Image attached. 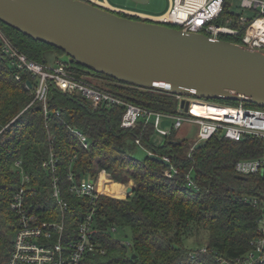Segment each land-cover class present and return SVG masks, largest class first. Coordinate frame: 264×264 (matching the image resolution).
Masks as SVG:
<instances>
[{
  "label": "trees",
  "instance_id": "trees-1",
  "mask_svg": "<svg viewBox=\"0 0 264 264\" xmlns=\"http://www.w3.org/2000/svg\"><path fill=\"white\" fill-rule=\"evenodd\" d=\"M230 4L231 0H227L218 22L228 15L236 16L230 12ZM0 29L18 49L39 63L49 62L48 54L54 52L59 59L67 58L62 60L71 74L106 88L126 102L163 113L178 111L177 95L170 91L130 85L95 72L64 50L35 40L1 20ZM240 29L238 37L222 35V39L243 43L247 24ZM2 43L0 36V48ZM18 71L11 58L0 55V120L2 124L12 122L0 134V264L8 263L13 249L17 216L12 200L22 187V171L30 177L26 185L33 192L27 196L29 208L46 219L60 216L59 206L52 198L55 172L44 166L51 150L58 161L63 196L70 206L66 213L69 230L95 208L98 239L105 249L104 254L93 257L97 264H218L220 256L234 259L251 249V242L260 234L259 219L264 216V176L238 174L235 164L241 159L261 156L262 139L247 136L235 141L216 134L191 150L193 143L177 137V131L173 130L165 136L164 143L155 144L153 123H141L134 128L122 125L124 105L95 107L82 94L63 91L54 84L48 92L47 117L43 104L33 102V89L26 87L28 80L36 81L31 72L22 71L21 79H17ZM198 99L264 109L246 101ZM73 127L87 136L88 148L72 131ZM140 145L149 153L167 156L171 164L156 161L150 154L143 159L134 155ZM18 161H22L21 167H17ZM103 170L116 182L123 183L121 199L105 194L93 202L88 196L71 193L70 173L81 180L95 178ZM189 174L196 188L189 185ZM129 188L132 192L127 196ZM112 226L131 228L132 243L114 239ZM190 237L197 242L206 238L201 242L208 251H200L203 245L200 242L198 247L189 248L186 241Z\"/></svg>",
  "mask_w": 264,
  "mask_h": 264
},
{
  "label": "built area",
  "instance_id": "built-area-1",
  "mask_svg": "<svg viewBox=\"0 0 264 264\" xmlns=\"http://www.w3.org/2000/svg\"><path fill=\"white\" fill-rule=\"evenodd\" d=\"M93 1L98 2L97 0ZM226 3L227 0H171V6L166 13L150 19L156 23L208 34L215 39H222V35L238 37L241 33L240 26L247 24L243 43L256 48H264V35L253 26L259 20L264 21V0H240L239 4H236L235 0H231L229 10L236 16L228 15L222 22H218L222 18ZM246 11H250L252 14L247 15L244 13ZM0 36L3 40L0 55L11 58L12 64L20 70L16 74L17 79H21L22 71L31 72L36 81L32 82V87H29L26 82V87L33 89L35 94L33 102L38 101L43 104L47 117L50 114L48 92L50 85L54 84L63 91L82 94L86 99H90L95 106L124 105L126 110L121 123L126 128H134L141 123H153L155 132L165 137L171 134L173 130L178 132L184 124L189 123L198 126L197 136L202 142L209 140L216 134L235 141L253 136L262 139L264 142V109L246 108L243 104L238 107L215 104L229 108L232 112L225 114L222 118L211 115L205 116L195 112L193 105L198 102L209 105L210 102L192 100L190 97L179 94L177 95V113H163L136 103L126 102L122 97L106 88L97 87L88 79L71 74L67 63L62 59L56 57L51 63H39L18 49L1 29ZM183 99L190 100L188 110L181 106ZM164 118L173 121L170 127L163 128L161 126ZM11 123L2 124L0 120V134ZM72 131L76 133L84 147L88 148L89 139L84 132L78 127H73ZM137 142L140 143V140L138 139ZM194 146L193 144L191 150ZM50 155V158L44 162V166L55 172L51 183L52 198L56 200L59 206L60 216L59 218L46 219L29 208L27 196L33 192L30 190V186L26 185L30 177L22 171V187L15 192L12 200V208L17 216V227L13 238V249L7 264H97L93 257L95 258L97 254H104L105 249L98 239L100 230L95 226V208L92 207L90 212L81 218L76 227L69 230L66 215L70 208L69 202L63 196L56 155L52 150ZM21 164L22 161H18L17 167H21ZM235 165L238 174H261L264 176V152L256 158L241 159ZM176 171L175 169L174 172ZM102 173H107L110 176L106 170H103L95 178L90 176L77 180L75 175L70 173L68 178L71 184V193L79 197L88 196L93 202L100 195H109L100 190L99 180ZM169 176H172V173H169ZM111 179L114 180L112 177ZM188 181L190 186L197 187L190 174ZM46 211L49 213V210ZM258 225L260 234L251 242L252 247L249 251L234 259H226L220 256L218 257V264H259L264 262V216L259 219ZM112 230L116 231L117 229L112 226ZM200 251L207 252V245L202 246Z\"/></svg>",
  "mask_w": 264,
  "mask_h": 264
},
{
  "label": "water",
  "instance_id": "water-1",
  "mask_svg": "<svg viewBox=\"0 0 264 264\" xmlns=\"http://www.w3.org/2000/svg\"><path fill=\"white\" fill-rule=\"evenodd\" d=\"M0 20L117 81L264 106V48L130 18L89 0H0ZM189 104L181 101L186 110Z\"/></svg>",
  "mask_w": 264,
  "mask_h": 264
},
{
  "label": "rangeland",
  "instance_id": "rangeland-1",
  "mask_svg": "<svg viewBox=\"0 0 264 264\" xmlns=\"http://www.w3.org/2000/svg\"><path fill=\"white\" fill-rule=\"evenodd\" d=\"M107 2L110 3V5H112L113 7H119L123 10H127V11H137L141 14H148V15H151V16H161V14H164L166 13L170 6H171V0H149L147 1L146 3H142V2H138V1H135V0H106ZM235 3L239 4L240 3V0H235ZM245 14L247 15H251L252 12L250 11H246L244 12ZM62 58L63 60L64 59H67L65 56L63 57H60ZM56 59V54L54 52H50L48 54V61L51 63L53 62L54 60ZM191 98V97H190ZM192 100L196 99V100H199V101H203V102H206V103H209L210 100H202V99H198V98H191ZM214 101H212L213 103ZM213 104H221L222 103H218V102H215ZM224 104H227V103H224ZM242 103H240L239 105H241ZM239 105H235V106H239ZM95 106V105H94ZM245 106L246 108H251V107H248L246 105H243ZM96 107V106H95ZM162 127H170L171 126V123H173L172 120L170 119H163L162 120ZM197 132H198V126L195 124V125H191L189 123H186L184 124V126L182 128H180V130L177 132V137L179 138H186L187 140L191 141L195 146L194 148L197 146V145H200V144H204L205 141H200L199 139V136H197ZM153 142L155 144H162L165 142V139L166 137H163L161 135H159L157 132H155L153 135ZM196 143V144H195ZM192 147V146H191ZM193 148V149H194ZM134 155H137L138 157L140 158H145L147 155H149L150 153L148 152V150L140 145V146H137L135 151H134ZM117 230L116 231H113L112 230V237L116 240H119V241H123L127 244H131L132 241H133V232L131 230V228H128V227H118L116 226ZM206 240V238H204V240L200 239L199 242L203 244V242ZM203 241V242H201ZM187 246L189 248H196L198 247V245H201L199 244V242L196 241V238L195 237H190L189 239H187ZM201 246H206L205 244L201 245Z\"/></svg>",
  "mask_w": 264,
  "mask_h": 264
},
{
  "label": "bare ground",
  "instance_id": "bare-ground-1",
  "mask_svg": "<svg viewBox=\"0 0 264 264\" xmlns=\"http://www.w3.org/2000/svg\"><path fill=\"white\" fill-rule=\"evenodd\" d=\"M262 35H264V21L259 20L254 25ZM193 110L198 114L205 115V116H215L218 118H222L225 114L232 112L229 108L221 107L219 105L211 104L209 105L205 103H194ZM100 190L102 192H106L109 195H112L117 198H121L124 195L123 186L121 183L115 182L108 176L107 173H102L100 180Z\"/></svg>",
  "mask_w": 264,
  "mask_h": 264
},
{
  "label": "crops",
  "instance_id": "crops-1",
  "mask_svg": "<svg viewBox=\"0 0 264 264\" xmlns=\"http://www.w3.org/2000/svg\"><path fill=\"white\" fill-rule=\"evenodd\" d=\"M89 1H90V0H89ZM97 1H98V2H95V1L92 0V2H94V3L98 4V5H102L103 7L107 8V9H109V10H113L114 12L118 11V12H122V13H125V14H128V15L138 16V17H140V18H142V19H144V20H146V19H150V18H152V17H157V16H151V15H148V14L144 15V14H141V13H139V12H137V11H133V10H131V11L123 10V9L117 7V6H116V7H113V6L110 5V3L107 2L106 0H97ZM147 1H149V0H147ZM110 176H111V175H110ZM113 181H115V180H113ZM115 182H116V181H115ZM122 184H123V183H122Z\"/></svg>",
  "mask_w": 264,
  "mask_h": 264
}]
</instances>
